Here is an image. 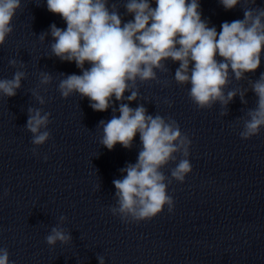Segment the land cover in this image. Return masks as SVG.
Masks as SVG:
<instances>
[{
  "label": "clouds",
  "instance_id": "clouds-1",
  "mask_svg": "<svg viewBox=\"0 0 264 264\" xmlns=\"http://www.w3.org/2000/svg\"><path fill=\"white\" fill-rule=\"evenodd\" d=\"M225 10L237 4L256 0H219ZM47 10L61 16L66 29L55 23L49 32L41 33L39 39L45 41L49 34L54 42L50 44L51 56L61 61L75 62L82 74H70L60 80L58 91L62 98L72 94L87 97L90 107L97 112L113 110V116L102 128L100 144L113 150L119 143L131 149L137 133L142 145L136 163H128L119 171L121 179H114L116 206L109 210L119 216L122 222L151 220L160 214L165 206L174 209L173 197L168 194V186L173 180L183 183L192 172L189 160L191 140L182 133L178 122L160 114L149 115L143 104L132 108L121 102L140 99L137 82L159 81L157 70L169 72L165 61L179 62L174 80L177 85L190 84L188 96L198 109H211L219 103L223 109L221 116L228 115V105L239 95L241 103L247 105V89H231L225 93L234 78L237 82L248 79L246 73L255 72L261 65L264 52V8L246 7L243 19L223 22L220 31L201 18L199 0H125L123 7L134 19L122 22L118 4L109 0H46ZM21 0H0V46L13 32L12 21ZM217 56L220 58L217 59ZM90 65L85 68V64ZM16 59L9 60V66L17 67ZM25 64L20 61L19 69ZM17 70L11 79H0V97H14L26 79L25 71ZM52 76L40 73V84L48 85ZM250 89L258 98L255 108H249L242 120L239 136L248 140L260 134L264 127V73L259 79H248ZM167 86V82H165ZM131 94L125 97V92ZM40 105L46 103L38 91L31 93ZM169 107L171 101L165 100ZM119 115H115L116 112ZM25 129L32 134L31 143L45 144L51 138L48 130L50 112L42 108L29 107ZM33 154L37 155L33 148ZM177 154L182 158L177 162ZM47 157H45V160ZM170 163V177L164 169ZM66 216L58 218V224L45 237L47 245L54 247L72 243L71 232L62 225ZM7 248L0 247V264H14L9 259ZM99 264L105 258L98 255Z\"/></svg>",
  "mask_w": 264,
  "mask_h": 264
}]
</instances>
